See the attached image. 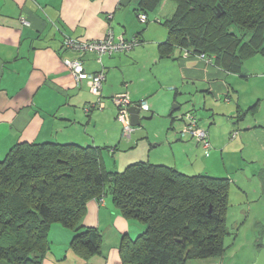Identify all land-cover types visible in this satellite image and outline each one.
I'll list each match as a JSON object with an SVG mask.
<instances>
[{
	"label": "crops",
	"instance_id": "obj_1",
	"mask_svg": "<svg viewBox=\"0 0 264 264\" xmlns=\"http://www.w3.org/2000/svg\"><path fill=\"white\" fill-rule=\"evenodd\" d=\"M136 7L137 0H0V160L24 142L93 146L102 149L103 162L105 153H126L127 162L147 160L188 176L225 178L229 193L233 184L252 181L251 174L264 196V54L247 58L237 72L178 49L165 57L163 20L157 19L167 31L148 25L149 16L142 24ZM109 32L140 43L101 57L64 45L67 38L101 41ZM75 60L88 74H104L102 109L87 111L98 98L66 66ZM122 93L134 105L147 102L141 125L146 114L171 131L155 137L140 128L126 135L113 102ZM189 111L208 132V156L194 138L179 135L180 118ZM132 223L110 199L92 200L80 225L100 232L102 254L78 259L70 251L75 233L55 224L43 264H121L119 246L124 236L133 239Z\"/></svg>",
	"mask_w": 264,
	"mask_h": 264
},
{
	"label": "trees",
	"instance_id": "obj_2",
	"mask_svg": "<svg viewBox=\"0 0 264 264\" xmlns=\"http://www.w3.org/2000/svg\"><path fill=\"white\" fill-rule=\"evenodd\" d=\"M170 1L175 11L163 22L168 29L160 45L163 56L178 49L237 72L247 58L264 54V0ZM162 2L137 0V16L148 17ZM229 186L225 178L188 176L146 161L109 171L98 147L20 143L0 160V261L43 264L55 224L75 233L70 251L78 259L100 256V232L81 227L80 221L89 202L107 196L126 219L145 225L136 239L123 237L121 264H188L222 257L231 235ZM263 234L260 226L258 253Z\"/></svg>",
	"mask_w": 264,
	"mask_h": 264
},
{
	"label": "rangeland",
	"instance_id": "obj_3",
	"mask_svg": "<svg viewBox=\"0 0 264 264\" xmlns=\"http://www.w3.org/2000/svg\"><path fill=\"white\" fill-rule=\"evenodd\" d=\"M174 11L175 4L170 0H163V2L154 12L149 13L150 20L148 25L151 24L154 26H158L161 28V30L165 29L167 31V29L162 26L157 19H161L164 22L174 13ZM189 112L196 115L192 111ZM142 118H145L142 120V125L140 127L134 128L133 131L140 128H146L147 131H149L151 134L154 133L155 137L159 134H162L163 137H165V135H167L169 131H171L169 130L170 126L167 125L166 127L163 122L149 120L146 114H143ZM180 122L182 124V121ZM105 154L106 158L104 162L106 164V169L109 171L121 172L127 166L136 163V161H142L135 160L134 162H132L128 160L129 162H127L126 159H124L126 153H118V155H116L115 157H113L109 153ZM178 167L180 168L182 166L179 165ZM248 177L250 180H252L250 181L251 183L245 182L242 184V186L237 184H233L231 186L232 189L229 193L230 205L227 213V226L231 235L226 238V245L229 246L226 253L222 257H215L205 260H190L188 264L255 263L258 256V252L255 247V238L259 233L260 226H264V196L261 195L258 177H253L251 174H248ZM106 198L112 201V198L110 196H107ZM132 222L133 225H130L131 230H129L130 236L133 239H136L138 235L145 229V225L137 220H132Z\"/></svg>",
	"mask_w": 264,
	"mask_h": 264
},
{
	"label": "built area",
	"instance_id": "obj_4",
	"mask_svg": "<svg viewBox=\"0 0 264 264\" xmlns=\"http://www.w3.org/2000/svg\"><path fill=\"white\" fill-rule=\"evenodd\" d=\"M138 19L142 24H146L148 22V17L145 13H140L138 15ZM65 47L69 49H75L81 52H93L98 54L100 57L103 55L112 56L116 53H126L133 50L136 46L139 45V41L137 38H132L126 40L124 37L116 38L113 32H109L105 39L101 41H83L79 39L67 38L64 42ZM188 56V54H185ZM201 58H205L201 56ZM66 66L75 76L77 82L87 81L90 85L91 93L98 98L96 104L89 106L87 111H92L93 108L102 109L103 104L101 100L102 96V88L103 83L105 81V76L103 73L99 74H88L86 73L82 63L78 60L75 61H67ZM113 102L118 110L117 121L123 126V130L126 135L131 136L134 127L131 125V118L128 112V109L132 106H137L141 111H148L149 106L147 102L141 101L139 104L134 105L128 93H122L115 98H113ZM183 128L180 132L182 137L188 136L194 138L198 143L202 144L205 149L206 156L209 155V150L211 148V144L209 141L208 132L203 129L199 120L193 113L189 112L182 117ZM99 202H104V199H100Z\"/></svg>",
	"mask_w": 264,
	"mask_h": 264
},
{
	"label": "water",
	"instance_id": "obj_5",
	"mask_svg": "<svg viewBox=\"0 0 264 264\" xmlns=\"http://www.w3.org/2000/svg\"><path fill=\"white\" fill-rule=\"evenodd\" d=\"M128 112L130 114L131 118V125L132 127H140L141 126V119H140V113L141 110L137 106H132L128 109ZM263 248L258 253L257 259L254 264H264V234H263V242H262Z\"/></svg>",
	"mask_w": 264,
	"mask_h": 264
}]
</instances>
